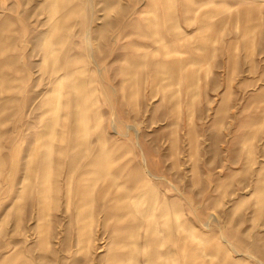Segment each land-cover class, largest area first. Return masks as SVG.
I'll use <instances>...</instances> for the list:
<instances>
[{
    "label": "rangeland",
    "instance_id": "374dc122",
    "mask_svg": "<svg viewBox=\"0 0 264 264\" xmlns=\"http://www.w3.org/2000/svg\"><path fill=\"white\" fill-rule=\"evenodd\" d=\"M0 264H264V0H0Z\"/></svg>",
    "mask_w": 264,
    "mask_h": 264
},
{
    "label": "bare ground",
    "instance_id": "6f19581e",
    "mask_svg": "<svg viewBox=\"0 0 264 264\" xmlns=\"http://www.w3.org/2000/svg\"><path fill=\"white\" fill-rule=\"evenodd\" d=\"M78 90H79V92H80V94H81V93H82V90H80V89H78ZM80 97H81V95H80ZM79 105H80V104H79ZM85 106H86V105L83 106L82 103H81V105H80L79 107H81V108H82V107H83V108H86Z\"/></svg>",
    "mask_w": 264,
    "mask_h": 264
}]
</instances>
